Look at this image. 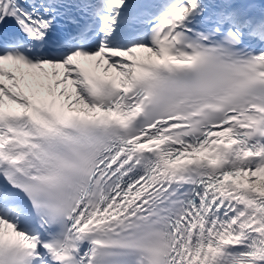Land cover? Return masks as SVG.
Here are the masks:
<instances>
[{
	"label": "bare ground",
	"instance_id": "bare-ground-1",
	"mask_svg": "<svg viewBox=\"0 0 264 264\" xmlns=\"http://www.w3.org/2000/svg\"><path fill=\"white\" fill-rule=\"evenodd\" d=\"M144 46H140L139 49H142ZM80 58H78L79 60ZM77 60V58H76ZM127 62L124 61V59H120L117 67H120V70H123L127 66ZM116 71V67L112 69V72ZM54 70L53 69H41V71L34 75L30 72H20L18 76L13 81V85L11 86V90L14 92V94L23 101L26 99V88L29 83L31 82H37L43 85V82L49 78L50 76H54ZM53 89H55L57 92H61V98H63L65 101H74L79 102L82 100V96L76 91V87L69 86V84L64 80L63 83L59 85H54ZM14 223V222H13ZM5 225L4 219L0 218V226Z\"/></svg>",
	"mask_w": 264,
	"mask_h": 264
},
{
	"label": "rangeland",
	"instance_id": "rangeland-1",
	"mask_svg": "<svg viewBox=\"0 0 264 264\" xmlns=\"http://www.w3.org/2000/svg\"><path fill=\"white\" fill-rule=\"evenodd\" d=\"M124 60H126V58H124ZM25 88H27V87L25 86ZM26 91H27V89H26ZM70 104L75 106V104H77V103L70 102ZM260 173L261 172H255L254 174H252L250 176V178L252 179L251 181L253 183L257 184V186L260 188V190L261 189L264 190V180H263L262 174H260Z\"/></svg>",
	"mask_w": 264,
	"mask_h": 264
},
{
	"label": "trees",
	"instance_id": "trees-1",
	"mask_svg": "<svg viewBox=\"0 0 264 264\" xmlns=\"http://www.w3.org/2000/svg\"><path fill=\"white\" fill-rule=\"evenodd\" d=\"M248 175H251L250 173H248ZM263 176V180H264V174L262 175ZM250 179V178H249ZM251 180V179H250Z\"/></svg>",
	"mask_w": 264,
	"mask_h": 264
}]
</instances>
